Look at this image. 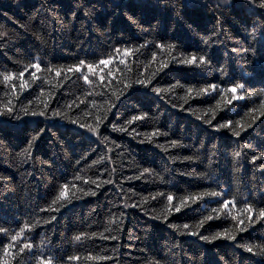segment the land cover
I'll list each match as a JSON object with an SVG mask.
<instances>
[{
    "label": "trees",
    "instance_id": "1",
    "mask_svg": "<svg viewBox=\"0 0 264 264\" xmlns=\"http://www.w3.org/2000/svg\"><path fill=\"white\" fill-rule=\"evenodd\" d=\"M0 31V264H264L260 0H0Z\"/></svg>",
    "mask_w": 264,
    "mask_h": 264
},
{
    "label": "snow or ice",
    "instance_id": "2",
    "mask_svg": "<svg viewBox=\"0 0 264 264\" xmlns=\"http://www.w3.org/2000/svg\"><path fill=\"white\" fill-rule=\"evenodd\" d=\"M250 2L256 4V0H250ZM260 7H264V0H260ZM86 15H87V13H86ZM3 35H5V33H4L3 31H0V37H2ZM205 42L207 43V41H205ZM234 51H235V49H234ZM198 59H199V62H200V63H204L206 58H205L204 56H199ZM196 60H197V57L193 56L192 59L181 60V61H179V63H181V64H192V63H193L194 61H196ZM81 63H83V61H81ZM101 63H107V62H106V61H101ZM164 66H166V65H164ZM37 67H38V65H37ZM89 67L91 68V65H90ZM57 75H59V73H57ZM5 79H7V77H5ZM84 79L87 81L88 78L85 76ZM136 83L139 84V85H141V86H143V87H147V84H146L145 81L142 80V79H141V80H137ZM125 87H132V85H125ZM240 87H241V85L237 84V85L233 86L231 89H229V91H231V92L233 93V97H232V99H238V98H239V97H237V96L235 95V93H236L237 89L240 88ZM153 91L159 92L160 90H159V89H153ZM188 91L191 92L192 90L189 89ZM201 91H203V90H201ZM261 92H264V89H261ZM117 100H119V97H118V96H117ZM113 106H115V105H113ZM9 111H11V109H9ZM25 114H26V115L28 114L27 111L25 112ZM261 114L264 115V113H261ZM31 115H33V116H36V115L44 116V115H45V112H44V111H41V112H39V113L32 112ZM54 115H60V113H59V112H55ZM98 119H99V118H98ZM135 119H139V117H133L132 120H129V121H128V123L131 124V123L133 122V120H135ZM207 122L210 123V121H207ZM253 122H254V121H253ZM72 123H76V121H72ZM228 124H231V121H229ZM84 126H85V125H83V124L80 125V127H84ZM226 126H228V125H220L221 128H222V127H226ZM249 127H251V125H249ZM88 130H89L90 132H92L93 134H96V131H97L96 128H92L91 126L88 127ZM118 130H120V131H124V129H118ZM242 130H243V131H246L247 129H242ZM38 135H39V134H37V136H38ZM165 135H166V133H165ZM235 135H236V136H240V132H236ZM37 136H34V137H33V140H35V139L37 138ZM171 143H172L173 146H176V145H177V141H175V140H173ZM245 147H250V146L246 145ZM235 155H236L237 157H239V156L241 155V153H240V152H236ZM185 159H189V160H190L191 157H185ZM252 159H253V160H256V159L264 160V156H259V157H258V156H253ZM144 171H145V172H148L149 170H148V169H144ZM137 178H139V177H137ZM5 179H7V178H6V177H3V176H0V181L5 180ZM108 182L110 183L111 181H108ZM93 183H95V181H93ZM88 194L95 195L96 193H95V192L85 193V195H88ZM62 195H63V193H62ZM211 195H212V196H219L220 193H218V192H213V193H211ZM167 199H168L169 201H171V200L173 199V197H172L171 195H169V196L167 197ZM227 203H228V202L225 201L224 206H227ZM176 210L179 211V210H180L179 207H177ZM213 211L215 212L216 210L213 209ZM247 212H248V213H253V207H252V206H249V207L247 208ZM53 219H55V217H53ZM207 219H212V217L209 216V217H207ZM253 219H255V221H259V222L264 223V208L259 209L258 213H256L254 217H253L252 215H249V217H248L249 225H245V226L241 227L239 230H240L241 232L246 231L247 228H248V227L251 225V223L253 222ZM239 223H240L241 225H244V220H240ZM169 227H175V225H169ZM184 228L187 229V228H188V225L185 224V225H184ZM5 231H6V230H5L4 228H0V232H5ZM18 235H19V233H17L16 236H12V238H11L12 241H16ZM218 236H219V234H217V236H213V237L209 238V237H205V236H202V235H201V236H200V239H201V240H204V241H206V242H211V240L217 239ZM76 239H79V237H77ZM113 239H115V237H113ZM228 239H235V237H234V236H229ZM9 247H11V245H9ZM244 249H245L246 252H249V253H251V254H253V255H256V253H257V252L254 251V247H253V246H244ZM7 250H8V249L6 248L5 251H7ZM225 264H226V262H225Z\"/></svg>",
    "mask_w": 264,
    "mask_h": 264
},
{
    "label": "clouds",
    "instance_id": "3",
    "mask_svg": "<svg viewBox=\"0 0 264 264\" xmlns=\"http://www.w3.org/2000/svg\"><path fill=\"white\" fill-rule=\"evenodd\" d=\"M225 3H230V0H224ZM258 256H264V249L260 250L259 252L256 253Z\"/></svg>",
    "mask_w": 264,
    "mask_h": 264
}]
</instances>
